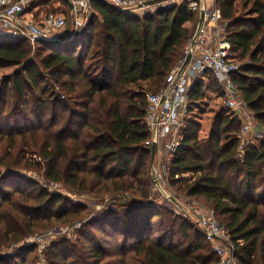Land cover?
Segmentation results:
<instances>
[{"label":"trees","instance_id":"trees-1","mask_svg":"<svg viewBox=\"0 0 264 264\" xmlns=\"http://www.w3.org/2000/svg\"><path fill=\"white\" fill-rule=\"evenodd\" d=\"M215 1L228 21L232 58L241 63L233 79L264 128V0H241L249 8L246 17L238 13L241 1ZM50 2L30 0L33 7ZM92 4L96 13L88 24L58 42L32 43L0 32V67L16 66L0 90V246L57 222L86 219V205L1 171V166L43 168L47 180L82 192L133 191L142 200L109 207L89 222L112 218L115 231L121 221V239L110 242L113 230L106 229L98 240L91 231H82L76 242L57 239L45 250L48 264H219L220 256L195 223L148 201V91L140 87L148 83L158 91L165 85L193 34L185 24H196L198 13L186 2L144 17L103 0ZM208 73L211 89L225 95L216 75ZM189 97L205 99L202 78ZM228 111L188 110L182 145L167 163L168 177L214 210L235 243L238 264H264V139L260 146L248 143L240 156L242 122ZM39 258L37 244H31L1 256L0 264H38Z\"/></svg>","mask_w":264,"mask_h":264},{"label":"built area","instance_id":"built-area-1","mask_svg":"<svg viewBox=\"0 0 264 264\" xmlns=\"http://www.w3.org/2000/svg\"><path fill=\"white\" fill-rule=\"evenodd\" d=\"M130 15L144 17L173 4L186 2L193 12L198 13L195 31L190 36L185 53L180 62L170 72L165 85L157 92L147 94L146 125L150 138L145 145L152 150L157 145L156 154L162 157L164 167L182 145L183 129L186 125L188 110L192 108L189 94L192 84L207 72H213L225 93V107L238 112L241 118L239 133V155H244V148L256 139H264V130L259 127L252 112L243 101L233 74L241 67V63L232 58L230 43L227 40V26L222 11L207 4V0H103ZM30 0H0V32H8L14 36L28 37L32 42L39 40L52 41L59 39L56 34L64 31L69 21L74 37L90 21L96 13L92 0H67V12H49L43 20L35 22L27 17V6ZM204 13L201 24L199 20ZM62 33V32H59ZM62 35V34H61ZM63 36V35H62ZM67 36V35H66ZM191 54L189 63L183 68L186 56ZM43 187L53 191L59 189L61 183L49 181ZM61 193L66 192L67 189ZM66 190V191H64ZM116 209L115 203L111 204ZM173 210L193 220L211 243L213 250L220 256L219 264H238L236 246L225 226L216 217L214 210L204 207L198 202L181 200ZM80 221L73 228H80ZM69 228H66V231ZM54 230L30 237L39 246L40 262L45 261L44 251L49 242L57 240L52 237ZM35 235V234H34ZM32 236V235H31ZM28 240V241H29ZM25 241V240H24ZM39 262V264H41Z\"/></svg>","mask_w":264,"mask_h":264},{"label":"rangeland","instance_id":"rangeland-1","mask_svg":"<svg viewBox=\"0 0 264 264\" xmlns=\"http://www.w3.org/2000/svg\"><path fill=\"white\" fill-rule=\"evenodd\" d=\"M207 1H212V0H207ZM213 1L215 2V5H213V6L218 8L216 6V1L215 0H213ZM239 1H241V0H239ZM52 11L65 12L66 13L67 7H66V5L63 4V2L61 0H52V2H50L48 5L41 3L35 7H33L31 5V3H29V5L27 6V12L26 13H27V17L33 18L35 22H40L43 20L44 16L47 13L52 12ZM238 13H239V16H243V17H246L249 15V8L243 7V1L239 2ZM198 18H199V16L197 17V21H198ZM68 25H71L70 21H69ZM191 29L193 32L194 24H192ZM65 31H59L62 33L58 32V34H56V36H58V38L62 37V35L65 37L67 35ZM54 40H56V39H54ZM32 43H35V42H32ZM184 53H185V49H184ZM183 56H182V58H183ZM180 60H179V62H180ZM15 69H16V66L0 67V90H1L2 85L4 83V77L12 74ZM208 76H209V73H208L207 77ZM136 87L139 88L140 85H138ZM140 88L145 89L146 92L148 91L147 94L157 93L159 91V90L156 91V90L152 89L148 83H143ZM215 88L219 89L218 86H216ZM199 102H201V101H199ZM201 104H203V107H202L203 109L201 108L202 110H212V109L216 110V111H221L223 109L228 110L225 107V95H222L221 90H219L218 92L215 89L214 90L211 89L210 91L207 90L205 100ZM197 109H198V106H197ZM228 112H232V111L230 110ZM258 124H259V122H258ZM255 142H256V143H254L255 145L260 146L262 140L256 139ZM34 156L36 157V159H39L38 156H36V155H34ZM150 166L151 167H150V171H149V177H150L151 188H150V196H149L148 201L159 202L160 204L164 205L165 207H167L169 209H173L174 206L177 204V202H181V200L186 199V200L198 202L201 205H203L204 207L209 208V206L206 203H204L203 201H200L198 199H193V198L185 195L182 190H179L177 188V186L171 185V182H170L169 177H168L167 166L164 167L162 157L159 154H156L154 158L152 156ZM1 171H3V173L8 172V173H12V174H20L22 178L30 179V180H32V182L35 181L40 186H44L49 181H51V180H47L44 177V169L43 168L42 169H40V168L35 169V168H28V167L7 168L5 166H1ZM185 176H186V178H190L191 175L186 174ZM15 182H17V181H15ZM55 182L61 183L62 187H60L59 189H62V188L67 189V191L66 190H64V191H66L68 193H65V192L61 193L62 190L58 191L59 189H57V190L52 189L53 190L52 192L63 194V196H66L70 200V202L73 204H84L87 206L86 213L87 212L88 213L86 215V219L77 220L75 222L65 223V224L62 221L57 222L56 224L49 226L46 229H41L35 233H31L32 236L30 235V237H34L37 234L40 235V234L47 233L50 230H54L53 231L54 235H52V237H54V239L55 238L56 239L66 238L70 242H76V240L79 236L83 237L82 231H84V232L85 231H91L92 235L95 237V239L98 240V239H101V236L102 237L104 236L103 230L106 229V230L112 231L114 223H115V221L112 218H109L108 220H105V221H98L97 223H95V222L92 224L89 223L90 221L95 220L100 215V212L102 213L101 215H103L104 211L107 208H109L110 205L113 203H115L117 205V208L120 207L122 202H125L127 200L131 201L132 203H135V204L142 203V200H140L139 193H136L133 191L117 192L114 194H106V195L96 196L90 192H82V191H79L77 189L70 188V187L66 186L63 182H59V181H55ZM26 184H28V182H26ZM35 188H37V187H35ZM34 190H38V189H34ZM192 219L195 220L194 217H192ZM192 219H190V220L193 223H195ZM80 221H83V224L81 225V227L78 229L73 228ZM117 225H119V228H123V229L118 228L115 231L113 230L112 235H111L113 237H111L110 242H113L116 239V237L121 239L124 236L123 230L125 228V225L122 224L121 221H119V223H117ZM66 228H69V230L66 231ZM114 233H115V235H113ZM30 237L28 236L25 239V241L22 240L20 242H12V243H7L5 245L0 246V257L1 256H8V255L13 256V254H15V252H17V251L19 252V250L22 247L29 246L31 244H36L32 240H29ZM51 243L52 242L50 241L49 244H51ZM113 248H114L113 243L109 244V249H113ZM37 252H38L39 257H40L39 261H38V264H39L40 259H41V252L39 250L38 245H37ZM45 252L46 251H44L45 261H43V262L41 261L40 262L41 264H48V262L46 261ZM29 256H30L29 258H31L32 255H29ZM106 258L109 260V257H106Z\"/></svg>","mask_w":264,"mask_h":264},{"label":"crops","instance_id":"crops-1","mask_svg":"<svg viewBox=\"0 0 264 264\" xmlns=\"http://www.w3.org/2000/svg\"><path fill=\"white\" fill-rule=\"evenodd\" d=\"M207 3L209 4V5H215V2L212 0V1H207ZM226 21V20H225ZM226 23L228 24V21H226ZM197 24V23H196ZM196 24H194V30H193V32L195 31V28H196ZM188 28H190L191 29V26H192V23H186L185 24ZM69 28V29H68ZM66 30V31H65ZM64 31L66 32V34L67 35H69L71 32H72V26L71 25H68V27L65 29ZM192 32V33H193ZM203 80H204V82H205V91H207V90H211V86H210V80L208 79V77H207V75L205 74L204 76H202L201 77ZM193 85V84H192ZM204 100L205 99H203V100H200L201 102H199V101H192V108H194V109H196V110H198V111H204V110H202L203 108V104H201V103H203L204 102ZM200 105V106H199ZM197 106H198V109H197ZM202 108V109H201ZM236 114L238 113V112H235ZM238 116H239V114H237ZM239 118H240V120H241V118L242 117H240L239 116ZM259 127L260 128H262L263 130H264V128L259 124ZM256 141V140H255ZM251 142V143H256V142Z\"/></svg>","mask_w":264,"mask_h":264},{"label":"water","instance_id":"water-1","mask_svg":"<svg viewBox=\"0 0 264 264\" xmlns=\"http://www.w3.org/2000/svg\"><path fill=\"white\" fill-rule=\"evenodd\" d=\"M164 8H166V7H164ZM164 8H163V9H164ZM159 10H160V9H157L156 11H159ZM203 17H204V13H201L200 20H199V25L201 24ZM67 36H68V37H71V36H69V35H67ZM67 36H65V37H67ZM63 38H64V36L60 37V38L57 39V40H52V41H48V42H58V41H61ZM190 59H191V54H188V55L186 56L185 62H184V64H183V68L189 63ZM156 151H157V145L154 144L153 147H152V156H153V158H154L155 155H156Z\"/></svg>","mask_w":264,"mask_h":264}]
</instances>
